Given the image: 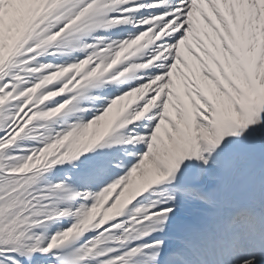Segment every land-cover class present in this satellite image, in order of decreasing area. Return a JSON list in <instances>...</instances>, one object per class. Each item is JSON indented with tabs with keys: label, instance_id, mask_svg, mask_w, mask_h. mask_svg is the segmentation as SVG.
<instances>
[{
	"label": "bare ground",
	"instance_id": "6f19581e",
	"mask_svg": "<svg viewBox=\"0 0 264 264\" xmlns=\"http://www.w3.org/2000/svg\"><path fill=\"white\" fill-rule=\"evenodd\" d=\"M11 17L13 20H16V16L14 12H11ZM24 114H21L16 120L13 119V117L10 119V122L12 123V129L17 130L19 128V122L23 118ZM90 126L93 127L91 134H96L99 136L102 132H104L107 129V122L104 117H99L97 121H94ZM209 137H213L215 134L214 129H209ZM175 160V159H173ZM170 157L169 158H162L159 160L158 163H155L152 169L158 168L160 170H168L170 168V164L173 161ZM15 167L19 169H24L26 167V161L24 157H19L18 159L15 160L14 162ZM140 176H135L138 177L139 180L137 181L138 185L134 184L132 186H129L126 189L125 196H129L134 194L136 191H138L139 188L143 187L146 183L152 181L153 179L157 178L160 176L162 173L160 172H147L145 170H139ZM25 179L24 176L21 175V178L19 179H3L0 181V206L4 205L5 203L9 202L12 199L11 193H16L18 191L17 188H12L16 182H22ZM126 182V181H125ZM133 183V182H132ZM124 198V197H123ZM123 201V199L121 200ZM12 229V228H11ZM67 229L62 230V232H65ZM1 231V230H0ZM17 228H13L12 232L16 234ZM3 235L0 234V242L3 240ZM11 245H13V240L11 237H6L5 238V247L6 248H11ZM0 248H3L1 246ZM0 264L2 263V256H0ZM5 261V260H4ZM257 264H264V259L257 261Z\"/></svg>",
	"mask_w": 264,
	"mask_h": 264
}]
</instances>
